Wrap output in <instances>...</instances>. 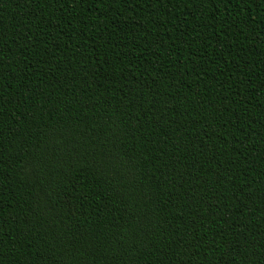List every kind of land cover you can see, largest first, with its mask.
Masks as SVG:
<instances>
[{"label": "trees", "instance_id": "trees-1", "mask_svg": "<svg viewBox=\"0 0 264 264\" xmlns=\"http://www.w3.org/2000/svg\"><path fill=\"white\" fill-rule=\"evenodd\" d=\"M0 264H264V0H0Z\"/></svg>", "mask_w": 264, "mask_h": 264}]
</instances>
